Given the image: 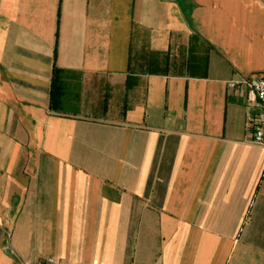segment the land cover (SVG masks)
<instances>
[{
	"label": "crops",
	"instance_id": "crops-1",
	"mask_svg": "<svg viewBox=\"0 0 264 264\" xmlns=\"http://www.w3.org/2000/svg\"><path fill=\"white\" fill-rule=\"evenodd\" d=\"M262 74L264 0H0V264H264Z\"/></svg>",
	"mask_w": 264,
	"mask_h": 264
},
{
	"label": "built area",
	"instance_id": "built-area-1",
	"mask_svg": "<svg viewBox=\"0 0 264 264\" xmlns=\"http://www.w3.org/2000/svg\"><path fill=\"white\" fill-rule=\"evenodd\" d=\"M243 84L246 86L248 104L251 112L246 118V129L251 135L254 143L264 147V74L254 76ZM237 83H232L235 87ZM20 264H32L28 261L21 260ZM37 264H59L54 259H47Z\"/></svg>",
	"mask_w": 264,
	"mask_h": 264
},
{
	"label": "trees",
	"instance_id": "trees-1",
	"mask_svg": "<svg viewBox=\"0 0 264 264\" xmlns=\"http://www.w3.org/2000/svg\"><path fill=\"white\" fill-rule=\"evenodd\" d=\"M158 67L155 65H149L146 69L149 73L155 74ZM60 71L55 68L52 79V92H51V109L58 110L62 96V86L59 80Z\"/></svg>",
	"mask_w": 264,
	"mask_h": 264
}]
</instances>
